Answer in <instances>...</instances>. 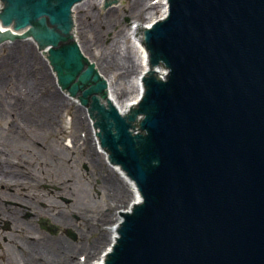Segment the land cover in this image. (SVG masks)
<instances>
[{
  "label": "water",
  "instance_id": "1",
  "mask_svg": "<svg viewBox=\"0 0 264 264\" xmlns=\"http://www.w3.org/2000/svg\"><path fill=\"white\" fill-rule=\"evenodd\" d=\"M76 1L0 0V19L15 24L0 22V35L28 26L50 47L59 83L87 107L92 138L104 137L109 166L138 184L144 202L124 215L106 264H264V0H170L153 29L136 28L148 90L125 109L142 102L128 118L104 99L94 67L84 70L72 18L78 46L64 44ZM117 1L102 0L101 12ZM42 56L60 95L71 97ZM139 111L147 136L130 133Z\"/></svg>",
  "mask_w": 264,
  "mask_h": 264
},
{
  "label": "rangeland",
  "instance_id": "2",
  "mask_svg": "<svg viewBox=\"0 0 264 264\" xmlns=\"http://www.w3.org/2000/svg\"><path fill=\"white\" fill-rule=\"evenodd\" d=\"M90 2L91 7L77 10L78 36L80 33L82 42L84 36L88 39V51L95 58H111V66L104 65V76L117 88L123 77L126 81L136 76L140 68L138 64L125 66L114 58L135 51L128 32L135 21L148 25V11L156 12L157 7L152 0H121L114 6L115 10L101 12L100 1ZM138 8L144 18L132 17ZM93 16L98 25L96 30L101 32L97 37L90 28ZM125 57H122L124 61ZM20 59L25 62L18 63ZM25 80L35 87L31 95L23 86ZM51 95L58 99L60 109L54 115L55 121L48 124L51 119L45 122L37 116L38 106L29 108L27 103L29 100L40 104ZM16 97L21 102L17 103ZM125 98L120 94L119 102ZM24 114L29 119L21 121L20 115ZM88 118L87 107H81L78 99L60 95L42 54L35 53L31 42L0 44V167L18 171L13 175L0 174V180L4 178L0 182V204L4 210L21 212L18 219L24 224L0 218V264H22L14 260L19 261L21 256L15 244L14 248L8 242L12 235L20 245L33 241V237L70 243L74 249L71 258L79 264L93 263L104 249L108 241L104 234L109 232L105 225L115 221L119 206H125L130 195L123 189L118 175L106 165L102 153L95 154ZM74 119L83 121L84 125L74 129ZM25 196L35 200L36 206L45 209L46 214L35 216L19 202ZM55 214H64L69 225L52 221L51 215ZM28 220L31 226L27 225ZM22 228L25 232L20 231Z\"/></svg>",
  "mask_w": 264,
  "mask_h": 264
},
{
  "label": "bare ground",
  "instance_id": "3",
  "mask_svg": "<svg viewBox=\"0 0 264 264\" xmlns=\"http://www.w3.org/2000/svg\"><path fill=\"white\" fill-rule=\"evenodd\" d=\"M90 1L91 0H88L85 3H80V4L76 5L73 9V14L71 17L72 18L73 35H74V37H75V39H76V41H77V43H78V45L82 51L84 57L86 58L87 62L91 63L96 68V70L101 74V76L107 81V84H108V88L106 90V92H107L106 97L107 98L105 97V99H111L114 108L118 109L119 111L121 110L123 112V110H125L146 89V87L140 86V80H139L145 74V49H144L143 44L139 38V35L136 31V28H151V26L153 24H155V22L157 20H159L161 17H163L164 15H166L169 12L170 0H152V2L155 4V6L157 8H156V12L148 11L149 16L146 17V19L149 20V24L144 25L142 23H137L135 21V25L128 32V34L130 35L131 41H132V47L134 48L135 51L132 50V53H130V55H126L124 53H121L117 58H114V60L119 59L120 64L122 62V64H124L125 66H128V67H132V66H135V64H138L140 69H139V73L137 72L138 74L136 76L131 77L130 79H128L126 81H124L125 78L122 76L123 74H120L119 76L123 77L122 78L123 83H121L118 86L119 88L118 87L115 88L113 85V82L109 78H106L104 76V73H105L104 68H106L104 65H106L107 67H110L112 64L111 58L108 57V58H104L103 60L99 56H98V59L95 58L94 54L93 53L90 54L88 51V49H89L88 48V42H89L88 39L84 36L85 40H84V42H82L81 38L79 37L80 33L78 36V26L79 25H78L77 20H76V17L78 14L77 10L80 8L79 11H81V10H85L86 8L91 7L92 2H90ZM98 1H100L102 3V0H98ZM120 1L121 0H118L117 2H120ZM135 1L138 2V1H145V0H135ZM87 2H88V4H86ZM132 9H133V7H132ZM113 10H115V7L110 9L109 12H111ZM150 10H153V9H150ZM132 14H133V16H132L133 18H136V19L137 18H144V13L140 8H138V10L135 9V12ZM90 21H91L90 22V28L93 32V35H96V37L99 36V34H101V32H98L96 30V28H98V25L96 23L95 16H93V18L91 17ZM107 21H108V19H107ZM82 29H83V31L85 30L84 27H82ZM85 34H86V31H84V35ZM27 42L30 43L31 42L30 39L27 40ZM125 55L127 57H125ZM17 56H20V54H18ZM122 57H125V61H124V58H122ZM101 60H102V63H101ZM23 62H25V61H23L21 59L18 61V63H23ZM23 86L27 87V90L29 91L30 95L35 90L34 85L31 84L29 80H25ZM120 94L126 96L125 100L121 101V103L119 102V95ZM127 95H129V96H127ZM15 99L17 100V103L21 102V100H22L18 97H16ZM57 100L58 99L55 97V95H51L48 98L45 97L43 99V102H41L40 104H38V102L33 103V101L31 102L28 100L29 103H27V105L29 106V108L31 106H35V107L38 106V108H35V111L38 112L37 116H39V118H44L45 122H47L49 119H51L50 122H48V124H50L52 120L55 121L56 117L54 118V115L60 109V108H58ZM23 101L26 105V100H23ZM20 117H21V121L29 119V116H27L26 114L20 115ZM82 125H84L83 121L75 120V119L73 120V128L74 129L81 127ZM89 125L91 127L90 128V134H91V137H93L94 129H93V126H92L90 119H89ZM93 144H94V150H95V151L94 150L93 151L95 152V154L97 152L102 153L104 162L106 163L107 166H109V163L107 162V157L109 160V152H101L100 151V146L98 145L99 144L98 138H93ZM98 153H97V156H98ZM97 156H95V157H97ZM109 168L118 175L119 180L121 179L120 184L122 185L125 192H127L130 195V197H129V201L125 204V206H122L124 211H120L119 209L121 208V206H119L120 208L117 211V217H116L115 221L112 224L105 225L106 229H108L109 232L106 235L104 234V236H105L104 238H106L108 241H107V243H105L103 250L101 249L103 247H100L101 251L98 254L97 260L94 261L95 260L94 259L93 263H88V261H85L84 263H86V264H105L107 262V258L109 256L110 252L113 250V247H115L118 244L119 239L121 238L120 232H121V227H123V224H124V220H123L124 215L130 214V213L132 214V210H134L137 206L141 205V202H142L138 184L126 181L124 172H118L115 164L110 165ZM16 172H18V171L12 169L11 167L8 168V166H6V167L1 166L0 167V174L13 175V173H16ZM7 177H10V176H7ZM3 179H1L0 182ZM20 200L21 201H19V202H21L23 205H25L26 208H28L30 211H32V213H34L35 216H39L42 213L46 214V210L43 208L37 207L36 201L32 200V198L30 196H28V197L25 196V198L20 197ZM48 208H49V206H48ZM7 209L8 210H4L0 204V218H6L9 220H13L14 223L22 225L23 224L22 221H20L18 219V215H20L21 212H19L18 210L13 212L9 208H7ZM51 217H52L51 218L52 221H54L56 223H60L62 225H69L68 222L66 221L67 218L64 214H57V215L55 214V215H51ZM30 221L31 220H28L26 222L28 226H31ZM22 229L23 230H20V231L25 232V229L24 228H22ZM33 238H34L33 241L28 240V242H26L25 245H20L17 241H15L17 239H13V235L9 236L8 242H10L12 244V246H13V243L15 244V246L17 247V249H15V250L21 256L19 261L17 259H14L16 262H21L22 264H79V263H76L75 259L71 258V256L74 253V249L70 243H66V242L62 243V242H59V240H54V239H45V238L43 239V238H35V237H33ZM15 246H13V247L15 248ZM24 246H26L25 249H24ZM97 246H99V245H97ZM86 258H88L87 260L90 259L88 256Z\"/></svg>",
  "mask_w": 264,
  "mask_h": 264
}]
</instances>
